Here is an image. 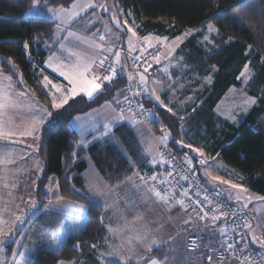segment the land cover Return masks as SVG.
I'll list each match as a JSON object with an SVG mask.
<instances>
[{"label": "trees", "instance_id": "obj_1", "mask_svg": "<svg viewBox=\"0 0 264 264\" xmlns=\"http://www.w3.org/2000/svg\"><path fill=\"white\" fill-rule=\"evenodd\" d=\"M76 1L48 0V3L56 8H70ZM114 2L121 17L126 14L133 17L136 31L142 37L157 36L173 40L209 20L213 21L219 34L212 38L214 46L209 52L197 43L196 36L193 35L178 53L190 70L203 73L209 68L211 71L212 83L202 94L201 105L192 107L185 114L174 115L151 100L143 102L147 109H152L156 114V119L150 122L151 129L156 134H160V128L170 132L171 150L184 152L177 141L184 139V136L191 138L192 143L201 146L199 148L204 150L206 156L218 155L226 164L246 175L251 188L264 197V0ZM30 7V0H0V63L3 71L12 76L18 89L36 97L47 107V91L39 80L45 56L37 60L32 43L38 36L51 39L55 24L45 18L27 17ZM25 43L30 47L33 61L29 60ZM248 45L252 46L250 50ZM8 57L17 66L15 74L7 61ZM122 61L125 70L119 66L117 77L104 90L91 100L83 95L76 97L65 106L66 111L59 110L65 113L63 116L54 124L44 126L38 147L43 172L34 194L38 204L36 210H43L47 204L48 187L53 176L58 179L59 193L66 200L84 204L87 209L91 206V210L87 212V222L82 233L64 238L59 236V245L51 241L54 231L52 227L33 246L27 264H60L72 261L77 264H101L92 245H97L102 237L101 218L105 210L102 203L91 199L87 192L83 174L88 165L85 160L77 161V157L80 158L83 154L79 155L80 138L71 122L76 116L88 113L121 92L129 82L127 76L130 73L126 59L122 58ZM245 66L254 73L248 92L256 98V104L243 122L237 125L222 120L215 111L231 88L241 86V73ZM183 124L190 128L189 131H182ZM200 128L205 129L204 134ZM88 153L97 170L112 187L119 185L117 188H121L136 170H147L141 142L127 124L114 128L111 138L92 144ZM196 169L202 178L200 166L196 165ZM45 214L47 213H41L34 219V223L45 220ZM56 219L58 218L55 217L54 221ZM31 220L32 216L28 217L25 227ZM21 233L22 231L14 240L5 243L8 259L12 256Z\"/></svg>", "mask_w": 264, "mask_h": 264}, {"label": "snow or ice", "instance_id": "obj_2", "mask_svg": "<svg viewBox=\"0 0 264 264\" xmlns=\"http://www.w3.org/2000/svg\"><path fill=\"white\" fill-rule=\"evenodd\" d=\"M31 7L29 8V12L32 13L33 10L39 14L41 11H47L51 14L52 18H55L60 21V24H57V30L61 29V25L69 23L71 20L75 19L77 16L80 15L81 11H86L87 9H101L103 11H109V7L106 3H97L96 0H87L86 4H78L74 3L71 9H66L64 7L56 8L49 5L48 0H30ZM112 20L115 21L117 28L124 26L126 28L127 33L131 35L127 37V52L132 53L135 50V41L143 40L145 42L149 41V37H139L137 32L134 30L133 27L128 25V21L124 20L123 22L117 18L115 14L112 15ZM90 23H94L91 21ZM209 33L216 32L219 34V29L216 28L213 24L209 23L207 25ZM108 32H111V29H107ZM190 31H186L183 36H177L176 40L172 42L171 45L167 44V37L160 38L157 37V43L161 45L162 48L167 49V51H160L157 49V53L152 56V59L155 60L157 64L161 62V58L164 59H171L173 56L176 47L179 46V43L182 42L184 36L190 34ZM69 36H75L77 40L84 41V37L74 34L72 32L68 33ZM119 39V37H118ZM205 40H208V37H204ZM231 39V38H229ZM98 41L104 42L106 41L105 35H99ZM149 47L152 45L149 44ZM25 49L29 47L27 43L24 44ZM64 45L61 44V48L64 49ZM89 47L97 50L99 53L107 52L112 55L111 62L108 63L107 67H105L106 61H109V55H104L102 58L98 56H91V55H81L77 51H70L69 52V59L67 62L61 60L60 58H50L49 59V66L51 67L53 63H56L58 66L53 68L54 71H58L60 76L67 81V86L61 84H55L47 76H44L40 83L43 85L45 89H48V106L41 105L38 100L31 97H26L24 92H15V86L13 84L12 76L4 74L3 68L0 67V141L17 143V140L13 138H25L31 137L32 143L28 145L30 148H36L38 150V144L36 141L40 139L42 131L44 130V126L46 124H54L56 120L59 119L60 116H63L65 113L60 112V109H65L66 105H69L70 101L75 100L76 97L83 94V96L87 97L91 100L94 97V94L100 92L103 89L104 82H112L113 79L117 76V67L119 65L122 70H125V64L122 61L121 52L123 48L119 50H115L111 45L105 47L103 43H97L95 41L89 44ZM248 49H251V45L247 46ZM145 51L144 48L140 49V52L143 53ZM127 58V57H126ZM133 65L132 67L139 68L140 65L135 63L141 59L140 55H136L132 57ZM179 59H182L179 58ZM9 64L12 65L13 73L15 74V70L17 66L15 65L14 61H12L11 57L7 58ZM152 67L150 63H146L143 72H137L135 75L129 73L127 79L129 81V91L132 88H135L136 91L134 95H141L142 92H147L150 96L154 97L156 101L163 104V101L160 100V96L156 94V89L152 88L149 89L148 85V78L144 73H147L149 69ZM99 68L102 71L97 72L94 69ZM164 73H168L167 67L163 69ZM248 72V67L245 66L244 73ZM241 73V75H244ZM22 75V74H21ZM137 80L136 85H132L131 81ZM250 78V77H248ZM210 79V78H209ZM155 83H159L156 81ZM143 86V87H141ZM25 97L28 100V110L32 114L31 118L23 125L20 126L19 124L15 123L12 119V113L14 110L19 109L21 107L20 98ZM125 100L128 104H131V101L128 100V97H125ZM119 103V101H117ZM247 104H254L255 100L249 98L246 101ZM75 107V104L72 105ZM141 112L144 111L143 105H138ZM66 111V109H65ZM115 111V109H114ZM129 111L131 109L129 108ZM169 112L173 110L168 108ZM55 113V115H54ZM175 115V113H173ZM128 119L129 122L133 125L141 123L138 119H136V113L132 112L131 117H127L124 113V110L121 109L119 113L114 117V120L119 122ZM76 121H81V117H75ZM104 131L102 135L107 136L109 135L112 127V122H106L104 124ZM164 134L161 137H155V134L152 133L151 135L155 140L159 143L154 145L149 142L144 151L147 155L152 157V162L157 163V157H159V162L167 163V159L165 158L164 154L159 151V146L165 145L167 140L170 137V132H167L163 128L161 129ZM22 142V141H19ZM81 143L84 144L85 141L82 139ZM182 147L191 149L193 152L199 154V164L201 167H204L208 160L205 156V152L199 147H193L191 144L185 143L183 140L177 141ZM22 159L24 157H21ZM185 162L191 166L192 159L184 155ZM15 161V153L13 150L9 148L8 143L0 144V171L7 173L9 171L8 165L14 164ZM37 170L40 169L39 162L36 164ZM205 176L213 181H218L220 184H228L232 189H238L237 192L234 194L229 195V199H235L237 202L243 201L242 207L247 208L248 203L251 202L252 197L247 195V190L243 189L240 185L233 184L230 181H226L221 177L214 175L211 171L205 168ZM134 175H139L138 173H134ZM171 175V173H169ZM139 179L143 182V184L147 187V191L152 193L153 196L156 197L157 201L163 202L165 205H168L171 200H175L176 204H179L184 211H187L190 207L189 204L186 203L185 198L188 197V191L185 190L181 193V198L176 199V189L170 188L167 191H163L157 189L155 184H149V181H156L159 179L161 185L170 183L167 179V176L160 178L157 175H152L150 177L139 176ZM181 179L188 180V175L181 176ZM127 181H132V177H128ZM134 183V182H133ZM0 187L4 189H8L7 198L4 195H0V244H3L7 238H11L14 234H18L20 232V226L25 223V218L28 215V211L37 207L36 199L32 198L31 196L25 201L24 196H14L15 189L18 187V184L15 182L9 183L8 177L6 175L0 176ZM119 187V185H117ZM55 188L57 189V194L54 198L49 197L48 202L44 207L46 209L52 208H68L72 209L75 213L73 215L74 220H79L82 215L87 212H90L91 206L89 209H86L82 204H76L70 201H66L64 195L59 194V184L56 183ZM48 191L52 192V184L50 182ZM89 191H93L92 188ZM95 195L98 197H103L104 192L99 188V186H94ZM197 195H200L197 192ZM260 200H264V197H258ZM207 204L210 211H203V204ZM22 205H26V207L22 208ZM196 205L201 209L197 211L196 208H193V211L197 212V216L201 220L210 219L213 222V226L215 222L221 218L227 219L230 215V212L227 210H222L224 205L217 204L215 208L212 207V201L210 200L207 194L204 195L203 201L197 200ZM107 207V205H105ZM102 219V218H101ZM143 216H137L131 222L125 223L123 226H119L113 228L111 226L108 227L109 234L116 239H119V243H114L112 240H107L108 249L101 253L102 260H104V264H110V260H115L119 262V264H129V261L136 258V244H142L147 252H151L153 250V246L157 248L160 247V243L157 239L151 238L149 239V232L145 226V230L141 232H136L135 230L130 228V224H134L136 220H142ZM235 219V218H233ZM185 223H191L190 220H186ZM240 227L248 229L249 235L252 236V239L255 243L259 244L262 249H264V236H257L255 228L251 222L248 220H244ZM256 227L264 228V221L261 224L256 225ZM63 228L62 222L59 220L54 221V231L51 235V241L59 245L61 243L59 236L60 230ZM223 235H227L225 229L220 230ZM235 231V228L233 229ZM125 232H129L131 234L125 235ZM245 233H241V238ZM31 239V237H29ZM135 241V243H133ZM93 248L96 245H92ZM221 247L226 248L230 251L233 259L239 261V264H264V255H254L251 252L247 251L246 249L240 248L237 249V246L233 243H228L227 241L221 242ZM239 251L241 253L240 256H237L236 253ZM242 257V258H241ZM211 260V257H208ZM226 257L221 256L220 260L217 261V264H223V261ZM140 261H145V264H161L160 261L153 259L148 256L141 255L136 258V264H140ZM15 264V259H14ZM70 264H77L76 261L70 262Z\"/></svg>", "mask_w": 264, "mask_h": 264}, {"label": "crops", "instance_id": "obj_3", "mask_svg": "<svg viewBox=\"0 0 264 264\" xmlns=\"http://www.w3.org/2000/svg\"><path fill=\"white\" fill-rule=\"evenodd\" d=\"M82 1H83V3H80ZM75 3L86 4L87 1L86 0L85 1L84 0H77ZM71 7L66 8V9H71ZM113 8H115L117 11L116 5ZM87 11L88 10H86L85 12L84 11L81 12L79 16H77L75 19L71 20L69 23L61 25V27H63V28L69 27L71 29L70 31H67L64 33H60L57 30V24H60L59 20L52 18L51 14L48 13L47 11H41L39 14H37L35 10H33L32 13L28 12L27 17H29V18H31V17H33V18H45L48 21H50L51 23L55 24V32H54V35L51 39H47L43 36H38L33 40V43H32L33 50L35 52V55L37 56L36 59L38 60L39 58L45 56L44 61H43L42 71L40 72V75H39L40 81L43 79L44 76H47L49 78V80H51L52 82H57V80H58L56 78L57 76H55V74H54L55 72H54L53 68H51L49 66V59L52 58L53 55L56 54L57 52L62 54V55L66 54L69 56L70 51H77L82 55L81 50L79 48V46H82V41L77 40L75 36H69L68 33L72 32V33L80 35L82 37L84 36L80 32L73 30V28L77 25H80L83 27V24H84L83 19L84 18L88 19L89 23L91 22L90 16H91V13L93 12V10L91 9L88 12ZM117 14L119 16V19L123 22V19H122L121 15L119 14L118 11H117ZM101 21H102V19H101ZM129 26H131V25H129ZM131 27H133V26H131ZM88 28H89V30H91L94 28V26L89 25ZM133 28L136 31V27H133ZM197 28H195V29H197ZM192 30H194V29H192ZM191 34H193V33H191ZM191 34L187 35V37L184 36L182 42H180L179 46L176 47L175 52H174V54L170 60L161 58V62L168 69L167 74L164 73L163 77H161L159 79H155V80H153V79L149 80L150 77L148 75H146V77L148 78L147 87L149 89L155 88L157 90L156 91L157 95H158V93H157L158 87H161V84H162V82H164V80L168 79V81H170V79H173V80L176 79L175 76L177 75V69H180L182 67H187L181 61V59H179L178 53H179L181 46L186 42V40L189 39L190 36H192ZM130 35L131 34L127 33L126 28L124 26L117 28V26L112 21L111 22V32H109V34L107 35L108 39L106 41H104L103 44H105V47H107L109 45H114L115 43H117L119 41H123L125 43L126 47H128L127 37ZM137 35H138V33H137ZM181 36H183V35H181ZM118 37H119V39H118ZM139 37H142V36H139ZM147 37H149V41H147V43H149L151 45L158 44L157 40H156L157 36H147ZM96 39L98 40V37ZM175 40H176V38L173 40L167 39L166 43L171 45L172 42ZM143 42H145V41H143V40L135 41V50L133 51L134 53H141L140 52V49H141L140 46H141V43H143ZM61 44H63L65 46L64 49L61 48ZM28 48H30V47H28ZM55 48H56V50H54ZM165 50L166 49H164V51ZM29 51H31V50L29 49ZM104 55H110V54L107 52H104V53H102L101 58ZM31 58L33 59L32 56H31ZM64 61L67 62L68 59H64ZM0 67H1V63H0ZM100 70L101 69H99V68L94 69V71H97V72H100ZM4 74L8 75L5 72H4ZM164 78H166V79H164ZM59 79H60L62 85L67 86V81L64 80V78L62 76H60ZM156 81H159V83H155ZM13 84L15 86V89H14L15 92H24L26 94V97L35 98L36 100H38L36 97L28 94L27 92L18 89L14 80H13ZM233 88H231L228 91L225 98L228 96V94L232 91ZM45 90L48 93L49 90L48 89H45ZM97 94L98 93L94 94V97ZM81 95H83V94H81ZM142 95H143L142 96L143 100H151L155 104L160 106L159 102L156 101L155 98L150 96L147 92L142 93ZM176 101L177 102L175 103V105L177 106L176 108H178V106H180V104H182L181 103L182 100L178 99ZM110 102H111V99L106 101L103 105L89 111L88 113L78 115L79 117H81V121L78 122L75 120V118H73V120L71 122L73 129L77 132V134L80 138V141H79L80 153H79V155L81 153L83 154L80 158L77 157V161L85 160L87 162V165H88L87 170L83 174L84 178L86 176V172L89 170V168L91 166L89 159L92 161L93 166L95 167V164H94L91 156L88 153L89 147L96 142H100V141H104L106 139H109L108 137L111 136V131H110L109 135H107V136L102 135V132L104 131V127H103L104 124L106 122H109L110 120L99 122L97 125H95L93 127V128H95L93 130L92 129L87 130L86 122L91 118V114H93V112L101 110V108L105 104H107V103L109 104ZM39 103L41 105H44L40 101H39ZM20 104H21V107L19 109L14 110V112L11 115H12V119L15 123L19 124L20 126H23L31 118L32 114L28 110V107H27L28 100L25 97L20 98ZM183 104H185V103H183ZM173 107H175V106H173ZM122 109L124 110L123 106H122ZM148 111H149V119L150 120H149V124L143 125L144 127H138L137 126L138 124L133 125L129 122L128 119H125V120L119 121V122L115 121L111 127V130H113L114 128H116L118 125H121V124H127L130 127H132V129L134 130L135 134L139 138L141 145L143 147V156L146 160L145 166L147 168V171H152V172L160 174V172L163 169V164H162V162H159V157L156 158L158 162L153 163L152 157L145 153L144 148L149 142H151L154 145L159 143L157 140H155L153 138V136L151 135L152 133L155 134V137H161V136H163L164 132L161 130L162 128H160V134H156L151 129L150 122L152 120L156 119V114H155V112H153L152 109H148ZM125 115L130 118L129 113H127ZM217 116L220 117L224 121H228L230 123H233L230 120L221 117L220 115H217ZM166 131L169 132L168 130H166ZM83 137L85 138V143H84V145H81V140ZM13 139L17 140L18 142L17 143H11V142L0 141V144H3V143L9 144V148L11 150H13L15 153V161H16L14 164L7 166L9 169V171L7 173L0 171V176L6 175L8 177L9 183L15 182L16 184H18V187L15 189V192L13 194L14 196L22 195V196H24V198H27L26 197L27 190H28L27 187H28V183H29L32 164H33V161L35 158V157L33 158V153L36 151L37 153L36 152L35 153H36L37 158H38V150L36 148L28 147V145L32 143L31 137H25V138L14 137ZM19 141H22V142H19ZM170 141H171V135H170L169 139L167 140L166 146L161 144L159 146V149L161 146H165V147L170 148V146H169ZM36 144H38V146H39V140L36 141ZM197 156L200 159L198 153H197ZM205 156H206V154H205ZM21 157H24V158L22 159ZM206 158L208 160L207 164H210L214 161H218L220 163L222 162L221 161L222 159L218 155L214 156V157L206 156ZM207 164L204 167H201V165H199L201 175H202L204 182H206V179L203 176V169L205 170V168H207ZM221 165H222V163H221ZM2 167L3 166H0V168H2ZM221 167H223V166H221ZM223 169H224L223 173L227 177L234 175L233 171H231L230 169H227L226 167H223ZM139 171H143V170L138 169V170H136L135 173L139 174ZM138 176L139 175L133 174L131 176L132 181H126L125 184L121 188L111 186V189H107V187H105L101 183L102 181H100L101 185H99V188L100 187L103 188L105 194L109 196V198H108L109 202L107 204V208H104L105 212H104L103 217H102V223H103L102 237L94 249L95 253L98 256L99 261L101 262V264H104V260H102L101 253H104L108 249V244L106 241L112 240L114 243L120 242L119 239L113 238L109 234L108 227L111 226L113 228H116L119 226H123V225H125L126 221L131 222V221H133V219L135 217L141 216V215L143 216V219L142 220H136L134 224H130L129 225L130 228L135 230L136 232L142 233L145 230V226H146L147 231L150 234L149 239H151V238L157 239L160 243V247L157 248L156 246H153V250L151 252H147L142 244H136V258H138L141 255H144V256H148V257H151L153 259L160 261L161 264H208L206 262V251L204 250V246H211V247L221 246V242L223 240L224 235L221 233L220 230L224 229V221H216L214 226H213V222L210 219H205V220L199 219L198 216H196L194 213H192L190 208H188L187 211H184L183 208H181V206L179 204H176L175 200H171L168 205H165L163 202L157 201L156 197L153 196L152 193L147 191V187L145 185H143V182L139 179ZM101 177L103 180H105L102 175H101ZM95 179H96L95 182L97 183V181H98L97 175H96ZM85 181H86V188H87V192L89 194V197L91 199H93L92 195H91L92 192L89 191L90 188L88 186V181L86 180V178H85ZM56 183H58V179H57ZM36 186H37V184H36ZM209 186L212 187L215 191H217L221 196H223L228 202L235 204V205H238L233 200L227 199V197L221 192V184L218 181L213 182L212 186L211 185H209ZM92 189L94 191V186H92ZM169 189H170V187H169ZM7 192H8V189H4V188L0 187V195H4L5 198H7ZM33 194H35V190H33ZM180 198H181V196L176 193V199H180ZM66 201H69V200H66ZM70 202H72V201H70ZM73 203H77V202H73ZM77 204H79V203H77ZM62 215H64L66 218L71 217L69 214H63L62 213ZM186 220H190L191 223H185ZM249 220L251 222L250 217H249ZM86 222H87V219H86ZM23 226H24V224H23ZM80 227H81V229H83L84 224L83 225L81 224ZM83 230H81V231H83ZM129 234H131V233L125 232L126 236ZM191 238H196V239L200 240L202 245H204V246L200 247L198 250H195V251L189 250L188 249V241ZM250 238H251L253 245L260 250L261 248L256 245V243L253 241L251 235H250ZM20 239H18V241L16 243V246H15V249L13 251L11 258H9L7 260V262L4 261V264H12L14 262V259H15V261L18 259L15 255V253H16L17 245L20 242ZM133 243H135V241ZM260 251L264 254V250L261 249ZM5 256L7 257L6 253H5ZM136 258L130 260L129 264L132 262L136 263ZM109 260H110V264H119V262H117L115 260H111L110 258H109ZM1 263H3V259L0 257V264ZM27 263H28V261L26 262V264ZM60 264H70V262H61ZM140 264H145V261H140ZM226 264H238V263L228 262Z\"/></svg>", "mask_w": 264, "mask_h": 264}, {"label": "rangeland", "instance_id": "obj_4", "mask_svg": "<svg viewBox=\"0 0 264 264\" xmlns=\"http://www.w3.org/2000/svg\"><path fill=\"white\" fill-rule=\"evenodd\" d=\"M96 2L97 3H101V2L106 3L109 7V11H103L101 9H93V8L87 9L88 11L91 9L93 10V12L91 13L90 19H91V21H94V23H89L88 19L84 18L83 19L84 20L83 27L80 25H77L73 28V30H76L77 32H80L81 34L84 35L83 37L85 39H84V41H82V46H79L82 55H91L93 57L99 55L101 57L102 53H99L97 50L89 47V44L93 41H95L97 43H104V42L98 41L96 38L98 37L99 34H102V35L106 36V40H107L108 39L107 35L109 34L107 29L108 28L111 29V22L113 21L111 17L113 14H115L117 16V18H119V16L117 14L116 9L113 8L115 6L114 0H96ZM80 3H83V1ZM81 12H83V11H81ZM101 19H102V21H101ZM122 19H123V21L127 20L128 25L135 27V23H134L133 17L131 15L128 16L126 14V15L122 16ZM113 22L115 24V21H113ZM59 23H60V21H59ZM209 23H211L215 26L213 21L209 20V21L205 22L204 24H202L201 26H199L197 29L190 31V34L193 33V34H191L192 36L193 35L196 36L197 43L203 49H205L208 52L210 51V48L212 46H214V42H213L212 38L217 36L216 32L209 33L208 28H207V25ZM89 25L94 26V28L89 30V28H88ZM70 30L71 29L69 27H64V28L61 27V29L58 31L60 33H64V32L70 31ZM192 36H190V37H192ZM205 36L208 37V40L204 39ZM165 51H167V49ZM52 58H60L61 60H64V59H69V56L66 54L62 55V54L57 52L56 54L53 55ZM57 66L58 65L56 63H53L51 68H55ZM164 68H165V65H164ZM54 72H55L54 74H55V76H57L56 78L58 80H57V82H53V83L62 85V83L59 79L60 78L59 72L58 71H54ZM253 74L254 73H253L252 69H250L248 67V72L244 73V75L241 76V82H242L241 86L234 87L232 89V91L228 94V96L226 98L224 97V99L219 103V105L215 111L217 115H220L221 117L226 118V119L230 120L231 122H233L234 124H237V125H239L241 122H243V120L245 119L247 114H249L250 110L256 104V98L252 97L248 92V87H249V84L251 82V78H252ZM163 76H164V71H162L157 77H150L149 80L159 79ZM248 77H250V78H248ZM175 78L176 79H174V80L170 79V81H168V79L164 78L166 80H164V82H162L161 87H158L157 93L160 96V100L163 101V104H161L160 102H159V104L164 109L168 110V108H171L173 110L172 112L175 114H185L192 107L197 106V105H201V97L203 96L202 94L204 93V91H206L208 89V86H210V84L212 83L213 76H212L209 68L206 69L202 73V72H194V71L190 70L189 66H187V67H182L180 69H177V75L175 76ZM108 83L109 82L104 84L102 90H104L105 86ZM142 93H144V92H142ZM125 97H126L125 90L123 88L120 93H118L115 97H113L111 99V102L109 104L107 103L101 108V110L93 112V114H91V118L86 122L87 130L88 129H92V130L95 129L93 127L101 121L110 120L112 122V125H113L115 122L114 117H116V115L122 109V106L124 107V113L127 114L128 111L125 108ZM249 98L254 99L255 103L250 104V105L247 104L246 101ZM178 99L182 100V102H181L182 104H180V106H178V108H176L177 106L175 105V103L177 102L176 100H178ZM117 101H119V103H117ZM183 103H185V104H183ZM173 106H175V107H173ZM114 109H115V111H114ZM143 125L144 124L139 123L137 126L138 127H144ZM189 129L190 128H188V126L186 124L182 125V131L187 132V131H189ZM113 130H111V136H112ZM199 130H201L202 134L205 133L204 128H200ZM194 136L199 138L198 135H194ZM110 137H108V138H110ZM82 139L85 141L84 137ZM182 140H184L185 143L191 144L193 147H201V146H198V144L192 143L191 138H189V137L184 136V139H182ZM81 145H84V144L81 143ZM182 148H183L182 150L184 152H191V153L197 154L196 152H193L191 149L184 148V147H182ZM35 152L33 153V158L34 157L35 158H34V161L32 164L29 183H28V187H27V189H28L27 195H26L27 198H25V201H27V199L30 196L32 198H34L33 190H35L37 181L43 172V164L37 158V155H36L37 152L36 153ZM89 161H90L91 166H90L89 170L86 172V176H85L86 180L88 181L89 188H92V186H96V185L99 186L102 183L105 187H107V189H111V186L105 180L102 179L101 174L97 170V168L93 166L92 161L90 159H89ZM221 161H222L221 162L222 165L218 161H214L210 164H207V169L209 171H211L214 175H217L226 181H230L233 184L240 185L243 189L247 190L246 194L250 195L252 197V200L250 203H248L247 208L242 207L243 201L237 202L235 199H231V200L236 202V204H238L237 206H239L240 209H242V211L245 212L250 217L251 222L255 228L257 236H264V228L256 227V225H259L262 223V221H264V200L258 199V197H263V196L260 195L259 193L255 192L251 188V186L249 185L248 177L246 175H244L243 173L239 172L238 170L232 168L231 166L226 164L223 160H221ZM37 162H39L40 169H42V170H39V171L37 170V167H36ZM196 165H198V160L196 161ZM221 166L226 167L227 169H230L231 171H233L234 175L227 177L223 173L224 169ZM146 171L147 170L139 171V176H142L144 174V172H146ZM204 173H205V170L203 169V176L205 177L206 182L212 186L213 181L209 180L205 176ZM96 175L98 177L97 183L95 182L96 181V179H95ZM100 181H102V182L100 183ZM50 182L52 184L53 191L49 192V197L54 198L57 194V189L55 188V185L57 182L56 176H53L51 178ZM149 184H151L150 181H149ZM100 189L104 192L103 188L100 187ZM58 191H59V189H58ZM237 191H238V189H232L228 184H221V192L227 197V199H229L230 194H234ZM91 192H92L91 193L92 198L94 200H98V201L102 202L103 207L107 208V207H105V205H107L109 202V199H108L109 196L106 195L104 192L103 197H98L95 195L94 191H91ZM82 205H84V204H82ZM37 206H38V204H37ZM22 207H26V205H23ZM84 207L87 208L85 205H84ZM41 213H47L44 216V219L46 220V222H45V220H37L34 223V219H36ZM62 213L63 214H69L71 217L66 218L64 215H62ZM29 215L32 216V220L25 227V223H26L28 217H30ZM46 215H48V216H46ZM73 215H75L74 211H72L71 209H68V208L46 209L44 207V209L40 210V211L38 209L36 210V208L29 210L28 215L25 218L24 226L23 225L20 226V231H22V233L18 238V239H20V238L21 239H20V242L16 248L15 255L18 259L15 261V264H26L30 254L32 252L33 246L40 240V238L45 237L47 232H50V229L52 230V227H54V218L55 217H57L58 219L60 218L59 221L62 222V224H63V228L60 230V237L61 238H64V237L69 236V235L71 236V235L81 234L82 233L81 230L84 229L85 224H86L87 214L85 213L84 215H82L79 220H74L72 218ZM58 219H56V220H58ZM81 224L82 225L84 224L83 229H81V227H80ZM18 234H14L11 238H7L3 244H0V255H1L0 257L3 259V263H1V264H4V261L7 262V260H8V258L5 256V253L7 250L5 243H7L11 240H14ZM29 237H31V239H29ZM256 245L260 247L259 244L256 243ZM262 250H264V249H262ZM12 264H14V262Z\"/></svg>", "mask_w": 264, "mask_h": 264}, {"label": "built area", "instance_id": "obj_5", "mask_svg": "<svg viewBox=\"0 0 264 264\" xmlns=\"http://www.w3.org/2000/svg\"><path fill=\"white\" fill-rule=\"evenodd\" d=\"M102 35V34H100ZM149 43L143 42L140 46V48H144L145 51L143 53H128L127 47L125 46L123 41H120L114 45H111L115 50H119L123 48V51L121 52V57L126 59L129 71L133 75H135L137 72H143L144 67L146 66V63H150L152 67L149 69L147 73H144L145 75H148L149 77H157L164 69V65L160 62L157 64L155 60L152 59V56L157 53V49H160V51H163L164 48L161 47V45L155 44L151 47L148 46ZM26 52L29 55V60L33 61V59L30 56L29 48L25 49ZM29 51V52H28ZM112 55H109V61H106L105 67H107L108 63L111 62ZM140 55L141 59L138 61H135V63L139 64V68L132 67L133 65V59L132 57ZM127 57V58H126ZM36 66V63H34ZM117 71L119 65H116ZM102 71V70H100ZM115 79V78H114ZM113 79V80H114ZM137 80L131 81L132 85L137 84ZM107 82H104V84ZM129 89V82L125 85V95L128 97V100L131 101V104L129 105L128 102L125 100V108L128 111V113L131 116L132 112L136 113V119L141 121V124H148L149 123V111L146 108L143 99H142V93L141 95H134V92L136 91L135 88H132L131 91ZM138 105H143L144 111L141 112ZM129 108L131 111H129ZM160 152H162L167 159V163L162 162L163 169L161 173H155L152 171H146L142 176L144 177H150L152 175H157L160 178H163L164 176H167V179L170 183L161 185L159 182V179L156 181H150L151 184H155L157 189L167 191L170 188H175L176 193L181 196V193L185 190L188 191V197L185 198L187 204L190 205V210L192 213H194L197 216V212L193 211V208H196L197 211H200L201 209L196 205V201L200 200L203 201V197L205 194H207L212 201V207L215 208L217 204L224 205V208L222 210H227L230 212V215L227 219L221 218L217 221H224V229L227 232V235L223 236L222 241H227L228 243H233L237 246V249L243 248L247 251L251 252L254 255H264L259 249H257L250 238V235L248 233V229H245L243 227H240L244 220H249V216L243 212L237 205L232 204L228 202L223 196H221L217 191H215L212 187H210L208 184H206L202 178L200 177L197 169H196V161L197 154L191 153V152H181L177 153L171 150L169 147L161 146L159 149ZM187 154L188 157L192 159V164L189 166L185 160L184 155ZM171 173V175H169ZM188 175V180L181 179V176ZM197 192L200 193V195H197ZM203 211H210L208 208V205L205 203L203 204ZM235 218V219H233ZM235 228V231L233 229ZM241 233H245L243 238H241ZM201 241L196 238H191L188 241V249L191 251L198 250L200 247H202ZM204 250L206 251V262L208 264H217V261L220 260L221 256L226 257V259L223 261V264H226L228 262L232 263H238L239 261L233 259L231 253L226 248L219 247H211V246H204ZM237 256H240L241 253L237 251ZM208 257H211V260L208 259ZM242 258V257H241Z\"/></svg>", "mask_w": 264, "mask_h": 264}, {"label": "water", "instance_id": "obj_6", "mask_svg": "<svg viewBox=\"0 0 264 264\" xmlns=\"http://www.w3.org/2000/svg\"><path fill=\"white\" fill-rule=\"evenodd\" d=\"M199 155V154H198Z\"/></svg>", "mask_w": 264, "mask_h": 264}]
</instances>
